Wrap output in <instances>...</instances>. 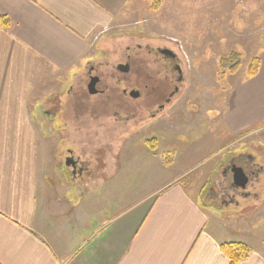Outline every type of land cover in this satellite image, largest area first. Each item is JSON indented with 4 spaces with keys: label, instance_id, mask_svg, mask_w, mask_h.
<instances>
[{
    "label": "crops",
    "instance_id": "0c3cea01",
    "mask_svg": "<svg viewBox=\"0 0 264 264\" xmlns=\"http://www.w3.org/2000/svg\"><path fill=\"white\" fill-rule=\"evenodd\" d=\"M142 2L0 0V264H231L222 245L246 240L247 232L224 217L226 208L238 209L240 203L218 202L211 192L215 188L207 191L217 164L196 178L182 163L177 174L170 159L158 156L156 165H150L159 169L154 171L156 182L149 188L141 185L133 194L125 184L130 171L134 169L132 178L153 176L134 164L140 146L123 159L125 146H118L117 165L110 147L104 148L101 174L80 181L69 177L55 149L47 159L48 146L38 142L31 105L45 116L46 98L60 93L65 97L91 65L112 59L108 46L125 34L118 36L117 31ZM260 49L258 73L237 84L228 111L219 110L220 146L223 133L231 140L249 130L262 135L250 151L254 166L262 169L250 181L254 220L249 224L245 218L244 227L261 220L264 224V155L255 150L257 145L264 149V45ZM38 102L43 103L39 109ZM172 119V129L157 134L174 145L176 136L188 132L176 130ZM74 129V147L88 144L80 142V128ZM159 148L158 142L151 151L158 155ZM95 150L94 144L76 149ZM263 232L264 227H250V237ZM261 242L255 247L247 240L251 252L237 264H264Z\"/></svg>",
    "mask_w": 264,
    "mask_h": 264
},
{
    "label": "rangeland",
    "instance_id": "374dc122",
    "mask_svg": "<svg viewBox=\"0 0 264 264\" xmlns=\"http://www.w3.org/2000/svg\"><path fill=\"white\" fill-rule=\"evenodd\" d=\"M130 16V19L123 24L126 25L121 26L117 31L118 36L125 34L121 35L120 39L114 40L107 48V51L113 54L111 60L115 62L119 61V57L114 58V55L117 52H121L122 48L128 43L136 44L139 42L144 44L146 42H151L154 44V42H156L155 44L162 46L167 44V46L178 52L182 57L184 70L187 72V83L183 90L175 95L170 105L175 103V105L171 107L172 111L177 114L181 113L185 116L183 121L184 125L180 123L181 120L177 119H175L174 125L179 127V129L175 128L176 130H186L188 132L187 135L176 136L173 142L177 143H174V145H172V141L165 140L163 136H156L160 144V150L156 152L158 154L156 155L151 151L156 148L150 149L145 143L143 147L142 143L143 140L151 137V135H144V133H149L150 129L157 127V124L153 126L150 125L149 127L144 126L139 132L136 130L130 132L129 129H124V132L127 134L129 133L127 138H125L123 130H117L121 123L114 124L115 121L113 120V111H122V109L119 108L122 102H117L119 106H112V104L107 103L106 98H103V100H95L89 97L84 87H78L75 89L74 95L63 107L70 105L79 95L83 97L84 100L77 104V110L80 111L83 109V111L86 112L84 115L90 117L92 120L87 121V123L79 129L81 131L80 142L83 144L89 142L88 144L74 147L71 143L78 144L77 139L74 138L77 134L74 125L69 126L70 122L65 125L64 121L62 122L63 129L66 130L68 128L65 137L69 136L70 139H74L64 143L59 142L60 139L57 138V146L56 138L54 140V137H48V135H46L45 141L43 136L45 126H41L42 129L40 127L43 116L41 117L39 111H33L35 104L31 105V111L33 112L32 122L38 133V142H41L44 146L46 144L49 148L46 152V158H53L50 156V152L54 149V156L56 155V157L59 158L62 154V156L65 157V149L68 146L70 147V144L71 148L75 151L77 148L86 149L87 146L94 144L96 150L92 153H90L91 151L76 152L85 158L91 157L90 159L95 162L98 160L94 159L93 155H97L100 157L98 162L103 163L102 158L105 154L103 149L109 146L107 143L108 136L101 135L103 133L112 136L110 154L116 155V152L119 153L120 148H118V146L120 147L123 141L125 148L121 151V153H123L120 159L125 158L123 155L124 153L125 155L130 154L132 156L135 147L140 146L141 149L138 155L135 156L134 164L136 163L135 166L145 175L151 176L150 171H153V176L146 179H144L145 176L132 178L131 174L134 172V169L130 171L125 184L128 191L136 194L139 192L141 185L145 188H149L153 180L156 182L154 171L159 169L151 170L150 165L152 163H154L153 166L156 165L158 160L155 161L154 158L158 156L160 158L166 157L170 159L175 165L177 174L181 169L180 164L182 163L183 166L189 170L191 177L194 176L198 178L200 174H203L204 170V175L206 176L209 168L214 164H217L219 168L221 160L225 157L226 163L228 160L227 155L230 153L252 151V146L254 145L253 141L256 142V144L259 143L262 135L259 134L254 136V134L251 133L245 136L242 134L235 137L237 141H233L235 139L231 140L230 137L227 138L228 135L223 133L221 146L219 145L221 128L219 110L222 108L224 112L226 110L228 111L233 102L234 90L237 84L248 76L249 62L259 55L261 51L260 48L264 45V0H143L142 5ZM131 23L132 25H129ZM231 52L240 53L242 58V64L236 72H231L228 68L224 70L220 69L221 57ZM106 61L108 60L104 59V62ZM141 75H143V73ZM149 79H151L150 76H143V80ZM151 80L154 82L160 81V86H163L164 92L159 94V98L163 99L165 92L170 89L169 83L162 79L156 80L155 77ZM82 82H84V79L79 82V85H81ZM110 85H113V83L111 82ZM39 91L40 94L43 93L44 88L40 87ZM60 94L46 98L44 102L46 103L48 101V105L46 104V106L51 108L52 113L55 112V109H59L58 105H53L58 104L57 100L59 99L64 101V98L68 96V91L65 93V97L60 98ZM48 95L49 94H46L47 97ZM111 96L114 97L113 94ZM101 102L102 106L97 112V115L93 114L92 116L87 114L94 113L95 104H100ZM124 102L129 103L126 100H124ZM179 103L181 105H178ZM42 104L38 102V109ZM60 112L66 117V114H64L62 110ZM55 114L56 113L53 115ZM206 116H209L210 119H206ZM179 118H181V116H179ZM50 122L51 120L48 121L49 125L46 126L47 128L50 127ZM172 125L173 119L168 117L165 112L158 122V127L167 129L166 131L168 132L169 129H172ZM54 127L55 129L58 128V121L53 120L52 128ZM109 128L115 129L109 130ZM48 132L49 131H47V133ZM248 132H250V130L246 133ZM177 133L179 132H173L175 135ZM214 139H216V141H214ZM55 146L57 148H55ZM98 146L101 147V150L97 149ZM256 147L255 150L260 156H263L264 149L258 145ZM257 152L254 153L258 158L257 161H259L260 157ZM166 154L168 156H166ZM120 159H114L113 163L117 165L121 162ZM217 166L216 173L215 169L210 173L211 178L208 179L209 185L207 191H210L213 187L216 189L217 184L221 181ZM261 166L263 165L261 164ZM249 175L250 180L246 185V190H250V181L258 179L257 176L259 177L258 174L256 176V174L250 173ZM211 192L212 195L216 197L215 192ZM205 195L207 194L202 196L204 199ZM238 199L240 203L239 207H241H238V209L233 207L226 208L227 212L224 214V217L231 219L233 221L232 227H237L241 233L246 234L247 232L245 237L248 239L234 240L229 243L237 242L246 244L248 240V243L251 242L253 246L258 247L262 244L261 241L264 242V232L251 233L252 237H250V227H264V224L261 220L258 221L257 224L244 227L245 218L249 220V224L251 220H254L253 214L255 208L250 207V199L242 200L243 198H240V196ZM240 213H242V215H240ZM255 220H257V217H255Z\"/></svg>",
    "mask_w": 264,
    "mask_h": 264
},
{
    "label": "flooded vegetation",
    "instance_id": "af4514ba",
    "mask_svg": "<svg viewBox=\"0 0 264 264\" xmlns=\"http://www.w3.org/2000/svg\"><path fill=\"white\" fill-rule=\"evenodd\" d=\"M155 43L156 42H154V44L146 42L142 44L137 42L136 44H126L119 53V61L115 62L106 58L108 61L105 63L91 65L86 73L84 82L78 85V87H84L89 97L95 100H103V98H106L107 103L112 104V106H119L117 102H122L119 107L122 111H113L114 124L121 123L117 130H123L124 132V129H129L130 132L133 130L139 132L144 126L149 127L150 125L153 126L157 124V127L150 129L149 133H144V135H151V137L144 140L145 145L149 148L151 145H158L156 136L159 135L157 134L159 133V129H163L158 127V122L165 112L168 117H175L177 120H181L180 123L182 125H184L183 121L185 118L183 114H174L173 111H171V107H173L175 103L170 105L175 95L180 93L187 83V72L184 70L182 57L173 48L167 46V44L162 46ZM142 73L143 75H141ZM143 76H150L151 79L155 77L156 80L162 79L169 83L170 89L165 92L163 99L159 98V94L164 92L163 86H160V81L154 82L151 79L143 80ZM111 82L113 85H110ZM76 88L72 87L69 89L68 96L64 98V101H62V99L57 100L58 104H54L53 106L58 105L59 109H55V112L52 113L51 108L47 107L46 115L41 119L40 126H45L43 130L44 138H46V135H48V137H54V140L56 138L57 146V138L60 139L59 142L64 143L73 140L70 139L69 136L65 137L68 128L66 130L63 129V121L65 125L70 122L69 126L74 125L77 128H81L87 121L92 120L90 117L84 115L86 112L83 111V109L80 111L77 110V104L84 100L81 95L70 105L63 107L74 95ZM112 94L114 97L111 96ZM59 97L61 98V96ZM124 100L129 103H125ZM101 106L102 102L100 104H95L94 113L87 114L92 116L93 114L97 115ZM61 110L66 114V117L60 112ZM54 113L56 114L53 115ZM179 116H181V118H179ZM49 120H51L50 127L47 128L46 126L49 125ZM53 120L58 121V128L56 129L55 127L52 128ZM114 129L109 128V130ZM47 131L50 133H47ZM124 133L125 138H127L129 133ZM101 135L108 136L107 143L110 147L112 144V136L104 133ZM71 144L74 145V143ZM71 144L70 147L68 146L65 149L64 154H66V156L63 157L62 154L59 156L60 160L65 163L66 169L70 172L69 177L75 180L80 179V181H85L100 175L102 164L98 162L100 157L93 155V158L98 160L97 162L90 159L91 157L85 158L77 154L71 148ZM121 146L124 147L123 141ZM237 153H230L227 155L228 160L226 163V157L220 162L218 170L220 172L221 181L217 184V188L214 189L216 197L213 195L214 199L216 198L218 202L227 204L233 202L236 205L239 203V196L243 198L242 200H249L250 190H246L247 187L244 189L237 186L239 175L235 177L234 172H236V168L242 167L248 175L251 173L257 176L262 169V167L254 166L252 161L253 156L250 151H239ZM118 154L119 153H116V155H114L115 159L118 158ZM91 168H93V170ZM240 215H242V213H240Z\"/></svg>",
    "mask_w": 264,
    "mask_h": 264
},
{
    "label": "trees",
    "instance_id": "16d2710c",
    "mask_svg": "<svg viewBox=\"0 0 264 264\" xmlns=\"http://www.w3.org/2000/svg\"><path fill=\"white\" fill-rule=\"evenodd\" d=\"M242 64V58L240 53L238 52H231L226 56L221 57L220 60V69H230L231 72H236ZM260 58L259 56L254 57V59L249 62L248 65V77H252L256 75L260 69ZM157 147L151 145V149H155ZM224 252H226L230 259L231 264H237L240 262L243 258L248 257V254L251 252V248H249L246 244L243 243H237V242H231V243H225L222 245Z\"/></svg>",
    "mask_w": 264,
    "mask_h": 264
},
{
    "label": "water",
    "instance_id": "95a60500",
    "mask_svg": "<svg viewBox=\"0 0 264 264\" xmlns=\"http://www.w3.org/2000/svg\"><path fill=\"white\" fill-rule=\"evenodd\" d=\"M235 173V177H237V175H239V181L237 182V186H240L242 188H245L248 181H249V177L247 175V173L244 171V169H242V167L240 168H236V172Z\"/></svg>",
    "mask_w": 264,
    "mask_h": 264
},
{
    "label": "bare ground",
    "instance_id": "6f19581e",
    "mask_svg": "<svg viewBox=\"0 0 264 264\" xmlns=\"http://www.w3.org/2000/svg\"><path fill=\"white\" fill-rule=\"evenodd\" d=\"M238 154V153H237Z\"/></svg>",
    "mask_w": 264,
    "mask_h": 264
}]
</instances>
